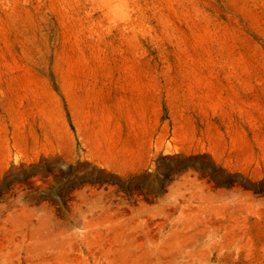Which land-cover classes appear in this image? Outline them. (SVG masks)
<instances>
[{"label": "rangeland", "instance_id": "obj_1", "mask_svg": "<svg viewBox=\"0 0 264 264\" xmlns=\"http://www.w3.org/2000/svg\"><path fill=\"white\" fill-rule=\"evenodd\" d=\"M122 87L139 172L89 156ZM0 264H264V0H0Z\"/></svg>", "mask_w": 264, "mask_h": 264}, {"label": "crops", "instance_id": "obj_2", "mask_svg": "<svg viewBox=\"0 0 264 264\" xmlns=\"http://www.w3.org/2000/svg\"><path fill=\"white\" fill-rule=\"evenodd\" d=\"M107 93L121 96L120 101L107 102L104 107L113 116L106 118L102 127L91 131L88 147L89 156L97 162L106 159V166L117 172H139L153 161L169 141V129L162 120V89L122 87L108 90ZM152 95L153 100L146 104L139 96ZM148 113V120L145 113ZM201 116V108L196 110ZM200 128V127H199ZM87 142V141H86ZM121 157L124 163L109 160ZM127 164V165H126ZM122 166L121 168H119ZM128 166L129 168H125Z\"/></svg>", "mask_w": 264, "mask_h": 264}]
</instances>
